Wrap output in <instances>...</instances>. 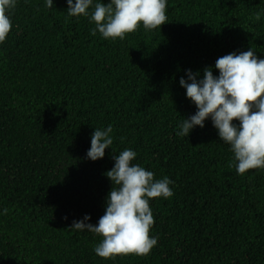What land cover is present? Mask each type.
<instances>
[{
  "label": "trees",
  "instance_id": "trees-1",
  "mask_svg": "<svg viewBox=\"0 0 264 264\" xmlns=\"http://www.w3.org/2000/svg\"><path fill=\"white\" fill-rule=\"evenodd\" d=\"M0 264H264V0H0Z\"/></svg>",
  "mask_w": 264,
  "mask_h": 264
}]
</instances>
